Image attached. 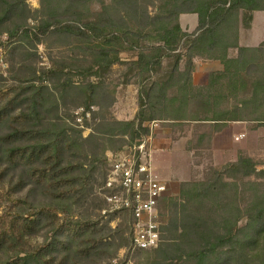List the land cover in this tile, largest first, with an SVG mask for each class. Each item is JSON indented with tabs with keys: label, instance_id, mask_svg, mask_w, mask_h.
Returning <instances> with one entry per match:
<instances>
[{
	"label": "trees",
	"instance_id": "obj_1",
	"mask_svg": "<svg viewBox=\"0 0 264 264\" xmlns=\"http://www.w3.org/2000/svg\"><path fill=\"white\" fill-rule=\"evenodd\" d=\"M40 3L41 8L36 10L40 20L37 25L29 26L28 20L35 17L28 0H0V25H12L9 35L0 43V47L3 43L9 44L10 39L17 38L20 33L33 40L55 34L85 40L96 44V47L88 50L93 55L92 64L76 70L83 76H98L101 71L107 72L114 64L124 61L121 52L137 49V59L133 64L149 72V78H152L157 67H161L164 58L169 56V52L179 51L181 41L187 42L189 50L196 51L194 58L200 56L205 60H219L224 69L212 71L207 85H196L193 82L195 59L190 57L188 66L182 69L178 54L177 61L164 75L171 84L168 90L176 87V93L173 91L172 96L168 94L166 81L162 85L152 84V89L158 88L159 98L162 97L166 102L168 119L211 123L228 120L264 122V111H261L264 108V42L254 47L240 46L238 43L240 25L243 24L246 28L251 26L254 12L264 11V0H40ZM94 4L99 5L100 10L93 11ZM153 6L160 10L157 17L149 12ZM182 13L198 15L199 24L193 32L182 28ZM156 23H160L161 27L154 30L157 32V41L152 42L149 39L153 31L151 26ZM140 39L146 41L139 44ZM232 48L238 50L237 55L230 54ZM252 65L261 74L251 76L249 80L250 76L243 72ZM62 70L52 68L46 74L59 75ZM215 77L228 79L234 88L230 93L237 91L241 82L251 83V97L241 102L240 107L237 105L233 111L219 108L216 100H221L223 96H217L213 91L217 79ZM33 86L35 90L30 97L31 111L23 112L20 116L24 119L23 122L30 123V127L15 129L3 138L11 143L19 138H27L30 144L13 145L5 154L0 148V161L5 157L8 169L15 171L20 165L29 162L33 164L37 160L43 164L41 174L35 179L32 174V179L26 181L23 173L13 181L16 192L23 191L31 183L43 186L49 200L28 215L35 216L34 218H21V228L24 229L39 222L43 216L52 217V213L54 216L57 212L66 213L67 210H63L61 205L66 203L70 206L72 203L83 202L90 194V183L96 168L91 166L88 169L84 161L78 162L75 168L64 167L68 152L81 149L86 142L100 144L99 141L106 135L112 140L113 137L131 133L134 140L137 136H142V133L148 134L149 127L145 125V121L152 118L145 114L150 92L142 87L138 93V110L134 119L100 122L92 133L83 137V130L88 124L86 113L91 104L87 105L83 113L86 125L75 122L73 126L60 119L44 123L46 117L41 111L45 105L43 90L48 89V86ZM193 100L202 109V113L197 112L199 115L188 113L187 107ZM11 105L8 103L0 109V120L9 116ZM116 128L122 129L116 131ZM133 140L130 143L121 140L124 147L118 149L133 145ZM104 162L107 166L106 153ZM68 165L75 166L72 162ZM77 170V175L68 177ZM106 176L107 169L104 171L103 184ZM180 198L176 213L161 227L165 234L161 232L159 246L146 252L149 253L146 264H264V168L260 169L252 157L239 155L236 161L227 162L221 168H211L204 180L185 182ZM16 201L20 205L24 196L17 197ZM19 213L17 217H20ZM126 213L129 219L133 218L130 212ZM244 218L246 223L240 225ZM15 222L16 219L13 226ZM97 224L78 225L72 221L63 223L56 226V233L50 244L40 245L31 252L24 251L23 255L1 260L0 264H54L55 258L49 261L45 257L49 251L66 246V242L60 238L61 235L74 232L72 225L75 231L82 232L95 227L94 232H97ZM77 225L79 229L76 230ZM16 230L18 231L13 229L11 235L16 237ZM127 230L129 234L123 236V239L131 243L132 227L128 225L125 227L126 232ZM9 237L6 233H0V245ZM101 240L102 238L95 239L96 244L83 251L90 252L91 249L99 248ZM65 261L68 263L69 257Z\"/></svg>",
	"mask_w": 264,
	"mask_h": 264
},
{
	"label": "rangeland",
	"instance_id": "obj_2",
	"mask_svg": "<svg viewBox=\"0 0 264 264\" xmlns=\"http://www.w3.org/2000/svg\"><path fill=\"white\" fill-rule=\"evenodd\" d=\"M109 1L107 0V2ZM28 4L34 14L33 17H35L30 18L28 24L29 26H35L40 20V15L36 13V10L41 8V3L40 0H28ZM92 10L98 11L100 6L94 4ZM149 12L152 16L157 17L160 10L158 7L153 6L149 9ZM160 27V23L151 26L153 31L151 38L149 37L150 41H157V32H154V30L157 31ZM11 28V24L0 25V43L7 38L8 31ZM263 37L264 12L258 11L254 30L247 40H249V44H257ZM144 41L146 40L140 39L139 44ZM3 44L0 47V109L8 103L12 105L9 106V116L4 120H0V148L2 153L5 154L13 145L30 144L27 138H19L14 143L3 138L15 129L22 130L30 127V123L23 122L24 119L20 116L23 112L31 111L30 97L35 90L33 85L48 86V89L43 90L45 105L41 111L46 117L44 123L60 119L73 126L75 122L86 125L83 113L87 105L91 104L90 110L87 111L90 115H86L87 127H83V137H87L92 133L100 122L134 119L138 110V93L140 88L144 87L149 89L150 92V95L147 96L145 114L146 117L152 118L145 121V125L149 127V132L148 134L142 133V136H152L151 146L153 150L159 148L166 150L168 147H173L176 151L185 149L192 153L190 166L187 165L189 169L187 173L173 177L169 176L170 171H181L182 169L177 166H168L170 163H168V158L166 156L163 158L162 153L158 150L153 155V163L160 167L159 170L162 173L160 178L167 182V189L158 206L157 219L160 230L162 225H166L176 213L177 203L181 200L183 184L188 181L204 180L209 175L211 168H221L226 164H216L214 152L211 148L213 146V136L216 132L215 124L205 121L169 120L166 102L163 101L162 97L159 98L158 88L152 89L153 83L162 85L164 81L168 84L167 90L170 88L171 84L167 82L168 80L164 75L177 61L178 54H180L179 62L182 69L188 66L190 57L193 56L194 58L196 51L189 50L187 42L181 41L179 51L169 52V56L164 58L161 67H157V72L152 78H149V72L143 71L133 64L137 59V49L121 52L124 61L114 64L107 72L101 71L97 74L98 76H83L76 70L81 66L92 64L93 55L89 54L88 50L91 47L95 48L96 44L61 34L45 36L41 40H33L31 37L23 35V33H20L15 39H10L9 44ZM194 59L201 62L206 61L205 58L200 56ZM201 62H198L200 68L196 71V82L194 78L193 82L196 85L205 86L208 84L206 71L216 68V65L200 64ZM52 68L63 69V72L59 75H47L46 71ZM258 71L255 65H252L243 74H248L250 80L251 76L255 77L261 74ZM161 79L163 81H160ZM66 82H68V85ZM93 83L96 84L93 85ZM177 85L175 84V86ZM238 87L237 91L230 93L234 88L228 82V79L219 77L216 79L213 91L217 96L219 94L223 96L221 100H216V103L219 102V108L233 111L237 105L240 107L241 102L247 101L246 99L251 97L253 91L251 83L244 84L241 82ZM173 88L167 91L171 96L176 87ZM230 96L233 97L230 99ZM187 109L190 115L197 112L202 113V109L195 103V100L189 102ZM261 111H264V108ZM199 113L197 114L199 115ZM78 117L82 119L81 122L78 121ZM247 128L250 131L249 134L244 136V140L240 144L238 157L239 155L250 156L258 163L260 169L264 168V122L249 121ZM121 129L116 128V131H121ZM142 136H137L133 140L131 133H127L123 136L113 137L110 140L111 138L106 135L104 139L99 141L100 144L94 141L86 142L81 149L73 153L68 152L65 155L64 167L75 168L78 162L84 161L88 169L91 166L96 168L90 183V186H92L90 194L83 202L72 203L70 206L66 203L61 205L63 210H67L66 213L57 212L56 216L53 213L52 217L43 216L39 222L25 229L21 228V218H34L35 216L28 215L37 211L40 206L48 203L49 200L45 195L43 186L31 183L23 191L16 192L13 187L15 182L13 181H16L23 173L26 181L32 179V174H34L33 178L35 179L36 176L41 174L43 164L40 160H37L33 164L30 162L22 164L14 171L7 168L5 157L1 159L0 233H6L10 237L0 245V261L15 257L18 254L23 255L24 251L31 252L40 245L50 244L56 233V226L72 221L73 224L83 225L89 223L91 226L98 223L96 227L98 231L94 232L95 227H92L91 230L80 232V230H77L79 229L78 225L76 227L77 231H75L72 225L71 228L74 232H71V234L66 232L60 236L66 242V246L49 251L45 257L47 260L50 259L49 261H51L55 258L54 264H146L149 254L146 252L153 249L138 250L132 246V243H128L123 239V236L129 234L128 230L125 231V227L128 225L132 227V219H129L127 211L110 215L104 214L103 209L106 202L102 197L103 175L105 169L108 171L109 167L104 162L105 153L107 157L109 151H118L119 147H124L121 141L123 139L126 140V143H130L131 140L135 143ZM215 143L218 146H225L226 137L220 136ZM70 162L75 166L68 165ZM78 173L77 170L69 174L68 177H74ZM240 186L242 187V183ZM26 194L28 196H25ZM22 196H24V201L19 205L16 200L17 197ZM241 199H243V196H241ZM18 212H20V217L16 216ZM15 219L16 222L13 226ZM54 221L56 223H53ZM246 221L245 218L242 219L240 225H244ZM13 229H18V231L16 230V237L11 235ZM162 234H165L164 231ZM101 238V243L98 244L99 248L91 249L90 252L83 251L95 245V239L99 240ZM120 244L122 246H119ZM67 257H69L68 263L65 261Z\"/></svg>",
	"mask_w": 264,
	"mask_h": 264
},
{
	"label": "built area",
	"instance_id": "obj_3",
	"mask_svg": "<svg viewBox=\"0 0 264 264\" xmlns=\"http://www.w3.org/2000/svg\"><path fill=\"white\" fill-rule=\"evenodd\" d=\"M78 121L82 119L78 117ZM151 139L148 135L125 149L109 151V167L102 187L104 214H132L131 243L138 250L157 248L162 240L157 215L167 182L154 170Z\"/></svg>",
	"mask_w": 264,
	"mask_h": 264
},
{
	"label": "crops",
	"instance_id": "obj_4",
	"mask_svg": "<svg viewBox=\"0 0 264 264\" xmlns=\"http://www.w3.org/2000/svg\"><path fill=\"white\" fill-rule=\"evenodd\" d=\"M258 11H263V10H256L254 12L253 21L249 28L244 27L243 24L240 25L239 40H238V43L240 46L254 47V46H259L262 42H264V37L260 39L257 44H249L250 42H248L249 40H247L249 35L254 30L256 13ZM180 24L185 31L193 32L199 24L198 15L196 13H182L180 15ZM237 53H238L237 49L235 48L230 49V54L232 56L237 55ZM198 62H201V61L196 59L195 60V70L193 72V78L195 82H196L195 80L196 71L200 68V65ZM202 63L208 64V65H216V68L206 71L205 75H206L207 81L212 71H220L224 69L223 64L219 60L207 59L205 62H201L200 64ZM248 123L249 121H243V120H228L223 123L222 122H219V123L212 122V124H215V127H216V132L214 133L213 140H212L213 146L211 147L214 152L213 154H214V158L216 159V164H222V163L224 164L227 162L236 161L238 159V150L240 148V144L243 142L244 136L249 134V131H250L247 128ZM220 136L226 137L225 146H218L215 143ZM157 150L158 152L160 151L162 153L163 158L165 156L168 158V163L170 162L168 166L169 165L170 167L177 166L182 169L181 171L179 170L170 171L169 172L170 177H173L175 175H184L185 173H187V170H189L187 165L190 166L191 157H192L191 155L192 153L190 151L185 150V149L181 151H176L173 147H168L166 150L161 149V148ZM157 150H152V159H153L154 153H156ZM153 166H154V170H156L157 175L161 177L162 173L159 170L160 167H158L154 163H153Z\"/></svg>",
	"mask_w": 264,
	"mask_h": 264
}]
</instances>
